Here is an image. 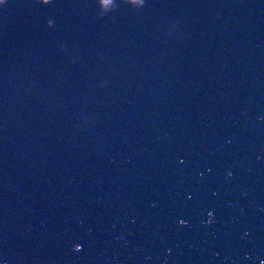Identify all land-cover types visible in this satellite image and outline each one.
I'll return each instance as SVG.
<instances>
[{
    "label": "water",
    "instance_id": "water-1",
    "mask_svg": "<svg viewBox=\"0 0 264 264\" xmlns=\"http://www.w3.org/2000/svg\"><path fill=\"white\" fill-rule=\"evenodd\" d=\"M0 260L264 264V0H6Z\"/></svg>",
    "mask_w": 264,
    "mask_h": 264
},
{
    "label": "snow or ice",
    "instance_id": "snow-or-ice-1",
    "mask_svg": "<svg viewBox=\"0 0 264 264\" xmlns=\"http://www.w3.org/2000/svg\"><path fill=\"white\" fill-rule=\"evenodd\" d=\"M38 2L40 3V0H38ZM51 2H52V0H47L46 3H40V4L48 5V4L51 3ZM5 4H6V0H2V2H0V6H3V5H5ZM180 162L183 163L182 160H181ZM190 198H191V197H189V199H190ZM207 216H208L209 222H211V218H212V216H213V212H212L211 210H209L208 213H207ZM179 222H180L181 224L186 223V221L183 220V219H181ZM75 248H76L77 251H79V250L81 249V245L77 244V245L75 246Z\"/></svg>",
    "mask_w": 264,
    "mask_h": 264
},
{
    "label": "clouds",
    "instance_id": "clouds-1",
    "mask_svg": "<svg viewBox=\"0 0 264 264\" xmlns=\"http://www.w3.org/2000/svg\"><path fill=\"white\" fill-rule=\"evenodd\" d=\"M0 2H2V0H0ZM47 0H40V3H46ZM128 2L135 4L136 6H139L140 4H142L143 0H128ZM175 27V25H173V28ZM0 264H4L3 260H0Z\"/></svg>",
    "mask_w": 264,
    "mask_h": 264
}]
</instances>
